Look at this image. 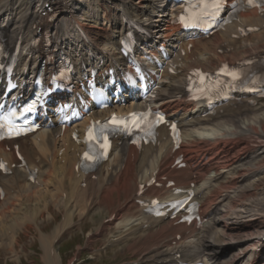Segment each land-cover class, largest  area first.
<instances>
[{
  "label": "bare ground",
  "instance_id": "6f19581e",
  "mask_svg": "<svg viewBox=\"0 0 264 264\" xmlns=\"http://www.w3.org/2000/svg\"><path fill=\"white\" fill-rule=\"evenodd\" d=\"M156 1L114 0L117 8L107 9L101 0H92L91 5H95L92 11L96 14L90 16L93 19H85L84 12L81 16L79 12L85 9L87 0H30L28 3L8 0L0 2V32L9 45L15 46L22 39L24 47H28L30 40L39 36L34 24L40 10L33 9L35 3L42 2L41 8L58 5L61 12L55 25V43L73 49L76 42L68 36L69 29H61L64 22L71 26L73 20L78 21L89 37V41L75 38L83 47L81 55L88 56L87 46H91L97 54L109 58L116 55L115 38L110 37L105 47H100L104 29L99 19L103 17L114 24L117 9L121 8H126L129 15L145 18L154 12ZM102 9L105 10L103 15ZM3 16L7 17L4 22ZM247 26H256L259 30L245 38L234 37L240 28ZM191 43V48L188 44L185 47L186 54L175 61L179 64L178 74L165 73L166 80L161 81L156 99L169 120L178 121L183 130L184 141L179 150L173 149L169 131L162 127L160 144L148 145L139 151L127 141L119 140L115 142L111 159L96 173L85 175L75 169L83 146L71 138L75 130L83 134L85 121L66 127L64 133L53 126L16 141L27 169L19 168L14 152L0 143V155L12 167L15 164L10 175L0 174V189L5 192L3 198L0 195V245L3 237L6 244L17 241L20 225L6 217L14 212L12 205L23 212L24 204L38 196L39 200L34 198L36 202L32 205L44 203L40 210L42 215L46 212L53 217L52 204L63 209L60 211L64 217L53 240L71 225L76 215L83 216L98 205L96 212L105 210L108 215L93 236H105L107 229L113 227L122 234L129 231L126 233L127 250L142 256L138 264H264V252L260 253L264 247V147H253L249 141L252 134L264 137V104L254 105L251 97L243 96L232 105L218 109L216 114L204 116L205 109L185 99V78L190 70H214L226 60L237 61L264 53V13L259 15L255 10L242 13L241 19L226 31ZM40 57L26 58L21 72L27 65L31 73L36 72ZM115 107L128 111L132 106ZM94 115L109 116L110 110L97 111ZM12 143L9 142V146ZM179 154L185 157L184 168L173 167ZM28 170L37 171L35 181L29 180ZM153 177L166 179L164 184L174 181L175 187L195 185L196 198L202 205L201 214L206 219L205 224H209L203 244L185 245V241L200 234L201 229L146 216L138 206V197L161 198L175 189L151 186L143 196H138L139 184L148 183ZM259 182L263 183L258 187ZM146 224L148 228L144 231ZM137 225H140L139 231H144L138 237L137 229L134 230ZM52 244L46 251L48 257L45 255L51 264H57L61 257Z\"/></svg>",
  "mask_w": 264,
  "mask_h": 264
},
{
  "label": "rangeland",
  "instance_id": "374dc122",
  "mask_svg": "<svg viewBox=\"0 0 264 264\" xmlns=\"http://www.w3.org/2000/svg\"><path fill=\"white\" fill-rule=\"evenodd\" d=\"M7 1L0 0V2L4 3ZM19 1L28 3L30 0H16V2ZM36 5L38 6V4H35L33 7L34 10H38L39 8ZM88 10V8L85 10L86 15L84 14V16L86 17H88ZM6 20L7 17L4 16L2 21ZM260 102V106H263L264 100ZM262 183L259 182L258 187ZM34 198L33 201L31 200V202L24 204L25 209L23 212L18 211L19 207L13 204L12 208L14 212L6 215V217H10V220H16L20 225L18 226L20 229L17 228L19 229L17 232V241H10L6 244V237L2 238L3 242L1 241L2 245H0V264H51L48 260L49 258H47L50 243L54 244L57 254H59L58 250L60 251L61 260L57 264H136V262L140 261L139 258L142 256L135 255L133 250H127L126 233L129 231H124L122 234L117 232L113 227L107 229L104 234L105 236H93L94 234L92 233H95L102 219L108 215L105 210H97L96 212L98 205L94 206L92 210L85 212L83 216L76 215L71 225L61 235L59 241L54 243L53 237L56 236L57 228L61 225L64 217L63 212H61L63 209L52 204L50 208L53 217L46 212L42 215L40 210L44 203L40 202V205L38 203L32 205V202L39 200L38 196H36L38 199L35 198V200ZM3 227L6 229L5 226ZM135 229H137L135 231L137 232V237L141 236L144 232L142 230L139 231L140 225L135 226ZM204 240L205 231L201 232L197 237L186 240L185 244L189 247H198L200 242L203 244ZM248 257L250 256L248 255Z\"/></svg>",
  "mask_w": 264,
  "mask_h": 264
},
{
  "label": "snow or ice",
  "instance_id": "6c2138e0",
  "mask_svg": "<svg viewBox=\"0 0 264 264\" xmlns=\"http://www.w3.org/2000/svg\"><path fill=\"white\" fill-rule=\"evenodd\" d=\"M248 3L249 4H252L253 3V0H248ZM219 4H214L213 5V7H216V8H219ZM229 75H233V76H235V73H229ZM31 109H29V111H30ZM13 115H15V113H13ZM7 134L8 135H12V134H16V135H19V133L18 132H14V130L11 128V127H9L8 129H7ZM0 138H2V135H0ZM90 138H91V134H90ZM85 156H86V158H88V159H92V157H90V156H88V154L86 153L85 154Z\"/></svg>",
  "mask_w": 264,
  "mask_h": 264
}]
</instances>
